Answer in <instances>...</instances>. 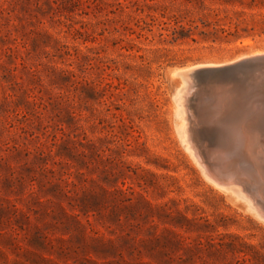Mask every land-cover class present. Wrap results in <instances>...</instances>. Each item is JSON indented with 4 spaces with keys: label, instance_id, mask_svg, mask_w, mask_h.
Here are the masks:
<instances>
[{
    "label": "rangeland",
    "instance_id": "1",
    "mask_svg": "<svg viewBox=\"0 0 264 264\" xmlns=\"http://www.w3.org/2000/svg\"><path fill=\"white\" fill-rule=\"evenodd\" d=\"M254 50L264 0H0V264H264L175 103Z\"/></svg>",
    "mask_w": 264,
    "mask_h": 264
},
{
    "label": "bare ground",
    "instance_id": "2",
    "mask_svg": "<svg viewBox=\"0 0 264 264\" xmlns=\"http://www.w3.org/2000/svg\"><path fill=\"white\" fill-rule=\"evenodd\" d=\"M184 68L175 74L188 89L175 103L185 148L215 187L264 219V50Z\"/></svg>",
    "mask_w": 264,
    "mask_h": 264
}]
</instances>
